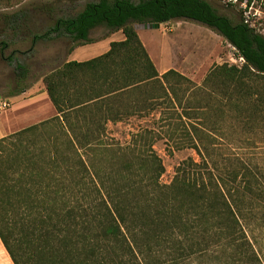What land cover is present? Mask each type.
Wrapping results in <instances>:
<instances>
[{
	"label": "trees",
	"instance_id": "16d2710c",
	"mask_svg": "<svg viewBox=\"0 0 264 264\" xmlns=\"http://www.w3.org/2000/svg\"><path fill=\"white\" fill-rule=\"evenodd\" d=\"M173 19L216 31L244 59L214 65L203 84L264 128V34L242 13L234 20L207 0H95L55 18L32 43H89L101 26L124 38L42 75L55 114L0 138V240L14 264H186L213 252L216 264H261L248 234L264 228V185L240 156L222 166L210 158L202 128L187 123L198 87L175 69L160 74L133 26ZM8 45L0 41V56L14 62V96L29 86L28 69L18 50L4 56ZM156 113L173 149L202 147L208 156L180 162L169 183L160 182L154 128L124 144L108 138V124Z\"/></svg>",
	"mask_w": 264,
	"mask_h": 264
},
{
	"label": "rangeland",
	"instance_id": "374dc122",
	"mask_svg": "<svg viewBox=\"0 0 264 264\" xmlns=\"http://www.w3.org/2000/svg\"><path fill=\"white\" fill-rule=\"evenodd\" d=\"M88 1L95 0H0V41L5 40L9 44L4 50V56L12 50H18L15 53L16 60L26 65L28 69L25 84L29 86L17 94L24 98L22 105H19L23 106L21 108L24 114L21 125H31L55 113L52 110L42 112L50 106L48 99L39 95L44 87L42 75L71 57L79 55L80 52H84L83 55L99 53L105 42L121 35V31L110 32L101 26L90 32L92 42L89 43L73 45L64 37L32 43V36L42 33L55 18L73 15ZM207 1L220 13L234 20H238L242 13L251 26L264 34V0H252L248 6L244 3L232 6L228 4L229 0ZM133 26L141 42L146 43L144 46L147 52L148 44L154 43L151 52L155 63H160L165 58L168 61L170 58L167 67L182 73L198 87L196 95L191 93L187 97V100L193 99L194 102H198L195 119L191 118L187 123H195L202 128V134L210 142L207 149L210 158L216 165L222 166L228 158L238 155L264 185V128L260 121L258 123V117L253 119L238 116L237 110L230 104L232 101L214 91L211 86L203 84L206 74L214 65L240 64L234 48L216 31L188 19H173L161 23L158 28H143L139 23H134ZM158 65L161 68V65ZM14 84V62L8 63L0 56L1 101H9V104L12 102L9 91ZM248 104L250 110L251 102ZM8 108L0 109V114H4ZM153 118L157 119L158 114L156 113L154 117H130L115 124H108V138L124 144L139 128H154L161 137L154 143L153 148L164 166V173L160 178L162 183L171 181L175 167L183 160L188 161L191 158L193 162L201 164V158L208 159L202 147L200 151L193 148L173 149L171 142H167L163 137L160 126L153 123ZM242 120L247 122L242 125ZM211 125L215 127L211 128ZM248 237L261 264H264V228L255 227L252 236L248 234ZM219 255V252H213L206 257H193L186 264H216L218 261L215 256Z\"/></svg>",
	"mask_w": 264,
	"mask_h": 264
},
{
	"label": "crops",
	"instance_id": "0c3cea01",
	"mask_svg": "<svg viewBox=\"0 0 264 264\" xmlns=\"http://www.w3.org/2000/svg\"><path fill=\"white\" fill-rule=\"evenodd\" d=\"M109 31V30H108ZM120 31V30H118ZM116 32V31H115ZM139 36V35H138ZM124 37H123V34L121 32V35L117 38H115L114 40L113 39H110L109 41L105 42V44L103 45L102 49L99 51V53H95L94 55H83L84 52H80L79 55H75L73 57H71V59H68L67 61H71V60H75V61H85V60H88L90 58H93L97 55H100L104 52H106L109 48V44L110 42L112 41H118V40H122ZM141 40V39H140ZM143 45H145L146 43L142 42ZM148 44V42H147ZM145 47V46H144ZM148 47H149V57L151 58V60L153 61L154 65L156 66L158 72L160 74L164 73L165 71H167L168 69H171L169 67H167V62L170 61L171 59L169 58V60L167 61V59H162V61L159 63H155V61L153 60L152 58V50L151 48L153 49L154 48V43H150V45L148 44ZM152 51V52H151ZM147 52V53H148ZM161 65V68H159V65ZM25 90V89H24ZM23 90V91H24ZM39 95H42L43 97H46L50 103V106H48L49 108L46 109V110H43L42 112L45 113V111H55L53 105L51 104L45 90H44V87H43V90L41 91V93ZM11 98L12 102H10V105H9V108L7 109V111L4 113V114H0V138L1 137H4L8 134H11L13 132H16L28 125H21V118L23 117L24 114H22V108L23 106H19L20 104L22 105V101L24 100V98L20 95H16V96H12V97H9ZM18 100V101H16ZM19 108L16 109L17 106ZM14 108V109H13ZM55 114V113H54ZM53 116V115H52ZM51 116V117H52ZM50 118V117H49ZM44 120V119H43ZM41 121V120H40ZM39 122V121H38ZM37 123V122H35ZM34 124V123H33ZM0 264H14L8 254V252L6 251L4 245L2 244L1 240H0Z\"/></svg>",
	"mask_w": 264,
	"mask_h": 264
},
{
	"label": "built area",
	"instance_id": "2783aa9c",
	"mask_svg": "<svg viewBox=\"0 0 264 264\" xmlns=\"http://www.w3.org/2000/svg\"><path fill=\"white\" fill-rule=\"evenodd\" d=\"M238 61H239L240 64H242L244 62V59L241 56H239L238 57ZM9 105H10L9 101L7 102L5 100H2V101L0 100V109L8 108Z\"/></svg>",
	"mask_w": 264,
	"mask_h": 264
},
{
	"label": "water",
	"instance_id": "95a60500",
	"mask_svg": "<svg viewBox=\"0 0 264 264\" xmlns=\"http://www.w3.org/2000/svg\"><path fill=\"white\" fill-rule=\"evenodd\" d=\"M159 26H160L159 23H142L141 24V27L143 28H158Z\"/></svg>",
	"mask_w": 264,
	"mask_h": 264
}]
</instances>
